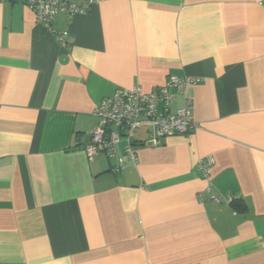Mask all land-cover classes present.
<instances>
[{
	"label": "crops",
	"instance_id": "crops-1",
	"mask_svg": "<svg viewBox=\"0 0 264 264\" xmlns=\"http://www.w3.org/2000/svg\"><path fill=\"white\" fill-rule=\"evenodd\" d=\"M52 27L64 45L0 4V264H264V0H100ZM171 75L200 78V127L90 160L96 106Z\"/></svg>",
	"mask_w": 264,
	"mask_h": 264
},
{
	"label": "built area",
	"instance_id": "built-area-1",
	"mask_svg": "<svg viewBox=\"0 0 264 264\" xmlns=\"http://www.w3.org/2000/svg\"><path fill=\"white\" fill-rule=\"evenodd\" d=\"M100 0H86L81 3L72 0H0V4L23 3L30 8L41 24L50 29L57 41L64 45L68 31L53 30L52 21L63 13L69 17L85 14L90 7ZM200 82L196 77H178L171 75L167 81L154 91L145 92L141 86L118 88L112 96L104 98L95 108L98 126L90 133V142L85 145V152L90 160L95 156L105 155L114 158L122 145L124 156L120 158L119 172L127 161L134 165L139 162L136 151V136L141 129H147L148 137L144 141L147 147H156L172 134H190L200 125L194 117V102L186 95V89ZM183 96V105L175 112L172 107L178 95ZM214 159L201 160L199 170L203 177L210 179ZM207 193L216 204L231 205L232 198L222 199L212 192V185L207 186Z\"/></svg>",
	"mask_w": 264,
	"mask_h": 264
},
{
	"label": "trees",
	"instance_id": "trees-1",
	"mask_svg": "<svg viewBox=\"0 0 264 264\" xmlns=\"http://www.w3.org/2000/svg\"><path fill=\"white\" fill-rule=\"evenodd\" d=\"M232 205H235V207L239 209V206L237 205L236 200H233Z\"/></svg>",
	"mask_w": 264,
	"mask_h": 264
}]
</instances>
